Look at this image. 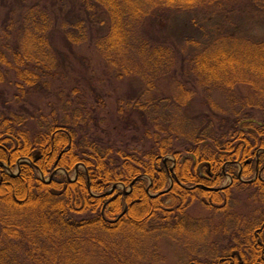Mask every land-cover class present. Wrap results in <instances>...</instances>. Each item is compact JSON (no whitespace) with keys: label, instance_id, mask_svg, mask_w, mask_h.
I'll use <instances>...</instances> for the list:
<instances>
[{"label":"trees","instance_id":"trees-1","mask_svg":"<svg viewBox=\"0 0 264 264\" xmlns=\"http://www.w3.org/2000/svg\"><path fill=\"white\" fill-rule=\"evenodd\" d=\"M70 1L103 16L100 34L85 23L61 31L37 4L21 32L7 18L0 29V264H161L164 239L183 250L181 264H264V35L215 37L193 52L173 98L129 103L133 147L103 137L98 115L72 94L61 92L49 115L28 108L67 68L57 38L70 50L92 39L116 80L154 93L182 53L143 34L144 23L242 0ZM240 86L249 95L237 97ZM198 88L209 94L199 122L186 113Z\"/></svg>","mask_w":264,"mask_h":264},{"label":"rangeland","instance_id":"rangeland-1","mask_svg":"<svg viewBox=\"0 0 264 264\" xmlns=\"http://www.w3.org/2000/svg\"><path fill=\"white\" fill-rule=\"evenodd\" d=\"M35 4L39 6L38 8H42V6L49 8L54 20L59 19L57 28L61 31L69 30L80 23H85V26H88L89 33L93 27L94 36L102 31L101 18L103 16H89L85 11L86 9L81 8V2L77 3L70 0H0V29H4V19L7 18V25L11 27V30L14 33L21 32L23 18ZM144 24L143 34L154 38L156 41L170 43L182 53L180 63H178L179 70L175 74L176 77L175 75L166 76L159 85V90L154 93H147L142 84L135 78L123 81L116 80L112 70L107 67L96 52L92 39L86 40L84 44L70 50L65 48L61 39L57 38L56 46L62 48V51L65 50L59 59L65 61L67 68L63 70L64 74L58 79V83L53 85L50 92L45 93L44 98L35 96L32 99V104L37 103L38 107L32 104L28 105L30 111L49 115L53 108L50 103H59L61 92H64L66 98L72 94L73 101L85 103L90 110H93L94 115H98V122L101 125L99 132L103 137H111L113 140L121 141L133 147L138 143L134 139L135 133L132 131L135 127L127 123V119L131 120V110L128 104H135L138 101L143 104H148V102L159 103L164 98H173V94L178 93V79L182 81L187 77L188 64L193 52L210 43L215 37L223 33L236 32L246 35H264V2L261 0H242L216 11L208 9L195 12H168L164 13L160 19L148 20ZM75 87L79 90L73 94L71 89ZM6 88L10 89L9 96L11 97L14 88L8 85ZM195 90L197 95L186 113L193 120L199 122L200 118L197 114L206 110L204 103L209 94L201 88ZM248 91V88L240 86L235 92L238 97L249 95ZM210 94L211 98L217 102L216 104L226 106L228 101L224 93L214 90ZM171 104L172 106L169 108L176 111L175 103ZM122 106L125 109L124 113L120 111ZM133 118H137V115ZM115 126L118 129H114ZM169 160L174 162V157L169 156ZM80 167L82 166L80 165ZM61 172L64 173V171ZM18 174L19 172L13 173L14 176ZM76 176L77 173L72 174L71 179L74 180ZM45 181L50 182L49 179ZM118 189L123 190L126 194L131 191L124 185H119ZM110 192L114 191L111 190ZM189 210L198 217L207 214V211L199 206ZM160 242V251L163 255L161 264H181L185 259L183 250L171 240L164 239Z\"/></svg>","mask_w":264,"mask_h":264},{"label":"water","instance_id":"water-1","mask_svg":"<svg viewBox=\"0 0 264 264\" xmlns=\"http://www.w3.org/2000/svg\"><path fill=\"white\" fill-rule=\"evenodd\" d=\"M241 174V173H240ZM258 178V176L256 177V179ZM256 179H254L253 181H255ZM115 188V187H114ZM114 188H113V191H114ZM127 209H125V211H126ZM124 213V212H123Z\"/></svg>","mask_w":264,"mask_h":264}]
</instances>
